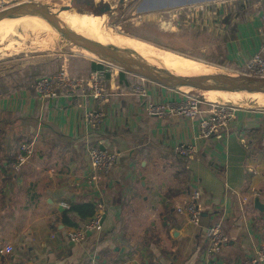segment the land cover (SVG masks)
Segmentation results:
<instances>
[{
	"label": "crops",
	"instance_id": "0c3cea01",
	"mask_svg": "<svg viewBox=\"0 0 264 264\" xmlns=\"http://www.w3.org/2000/svg\"><path fill=\"white\" fill-rule=\"evenodd\" d=\"M157 1L140 11L173 22V37L231 73L264 53V0ZM209 6L214 12L207 17ZM200 19L207 22L200 25ZM54 58L38 63L35 73L24 70L18 84L0 93V264H240L264 245V108H238L221 137H203L195 119L150 114L146 100L133 92L140 77L120 69L106 74L101 104L90 89L43 99L33 89L38 77L61 68L86 77L100 69L85 55ZM145 84L157 103L185 97L180 87ZM93 109L103 113L95 126L85 119ZM24 140L34 141V153L15 171L11 162ZM182 142L196 145L193 158L176 152ZM91 145L118 153L97 183L89 177ZM195 183L202 193L198 227L176 210ZM95 210L103 212L102 230L81 242L68 239L74 224ZM216 221L226 241L212 257L208 227ZM7 245L11 253L1 251Z\"/></svg>",
	"mask_w": 264,
	"mask_h": 264
},
{
	"label": "built area",
	"instance_id": "2783aa9c",
	"mask_svg": "<svg viewBox=\"0 0 264 264\" xmlns=\"http://www.w3.org/2000/svg\"><path fill=\"white\" fill-rule=\"evenodd\" d=\"M262 32L264 34V10L261 12ZM206 21V19H204ZM201 22V19L199 20ZM100 63V62H98ZM103 64V63H101ZM106 68H100L91 71L86 77L73 75L70 71L62 69L50 75H42L38 77L33 89L38 96L43 99H54L59 95V91H86L90 89V94L96 99L98 104L106 100V83L105 78L108 72L119 70L109 64H103ZM244 71L247 75L264 77V53H256L249 58L245 64ZM141 81L133 87V92L144 98L147 102V109L150 114L157 116H165L168 114L179 115L187 119H195L203 137H221L226 131L231 120L235 117V111L241 108L225 101H208L202 97L185 92V97L176 102L157 103L148 96V87L145 78L140 77ZM207 102L209 108L203 110L202 104ZM103 113L98 109L87 112L86 121L95 126L100 123ZM34 141H23L20 144L19 153L15 160L11 162V167L15 171L22 169L23 165L29 160L34 153ZM176 152L183 157L193 158L197 153L196 145L192 143L182 142L176 147ZM89 158V177L91 181L98 182L102 174L110 173L117 162L118 153L114 150L104 148L100 145H91L88 148ZM201 189L198 183H195L192 191L186 200L176 207L177 212L184 214L188 222L198 227L201 225L203 217V208L201 204ZM103 227V212L98 210L88 220L84 221L80 226L74 227L67 232L68 239L81 242L88 232H100ZM226 235L223 230L222 223L216 221L208 227V245L207 253L209 256L215 257L221 253ZM6 253H11L13 247L7 245L1 249ZM14 264H33L30 261ZM240 264H264V245H261L254 255L242 260Z\"/></svg>",
	"mask_w": 264,
	"mask_h": 264
},
{
	"label": "rangeland",
	"instance_id": "374dc122",
	"mask_svg": "<svg viewBox=\"0 0 264 264\" xmlns=\"http://www.w3.org/2000/svg\"><path fill=\"white\" fill-rule=\"evenodd\" d=\"M1 1L2 0H0V9L9 6L11 4H14V3H6ZM33 1H41L51 6L59 7L63 4H66L69 0H33ZM111 1L113 4H115L114 0ZM126 1H127L125 2L126 6H124V8H122L121 10L116 11L111 16L109 15L102 16L103 18L106 19L104 20L103 29L104 32L106 31L105 33L107 35H110V32L115 33V35L122 34L125 35V37L128 39H136L146 42L147 44L152 45L151 47L166 49L169 51L176 52L178 54H181L182 56L189 57L196 62H200L201 64L204 65L208 64V69L210 71L209 73H227V74L229 73V74H233V76H242L245 74L247 75V72L244 70H241L240 72H235L234 74L225 68H222L218 65L211 63L208 59H206L207 57H209L207 52L197 51L196 49H192L191 47L186 48L185 44L180 43V41L178 40V38H176V36L174 37L172 36L173 33L178 32L177 30H175V32L171 31V28L175 26L173 22L164 21V19L159 20L158 16H153L152 14L146 12L144 13V11H140L145 6L146 7L150 6V4L148 3L149 0H126ZM158 2H160V0H158L157 3ZM211 10L212 12H214V8L210 7L207 10L208 12V14L206 15L207 17L210 14H212ZM219 20L223 22L225 21V19L223 20L221 16ZM183 22L184 21L180 20V24L182 26L183 25L189 26L192 23V21L189 20H187L186 23ZM206 22L207 21L203 19L201 20V22H199V24L203 25ZM176 26L177 29L181 27L178 24H176ZM167 28H169L170 30H167ZM108 30L110 32L107 33ZM47 31H48L47 29H42V30L40 29L39 31H35V32L29 30H23L22 32V29H19V31L17 32L18 34L16 33L17 35H11V37L10 36L8 37L9 39L7 38L3 41H0V77H4V78H0V93H4L12 85L18 84L21 80V77L25 75L23 72L24 70L31 69L30 72L35 73L34 67L37 66L38 63L50 59L54 60L55 59L54 57L57 56L60 57V55L66 56L69 54H77V55L80 54V55H85L86 57L94 61L100 62L99 59H97L90 51H88L89 54L85 52V50L88 49L80 46L77 43L70 41L57 30L54 31L49 30L50 33L49 31L48 32ZM24 32L27 33V35ZM128 49L130 50L131 53H135L136 55L142 57L137 51L130 48ZM202 69H204V66L200 65L201 74L205 73V72L202 73L203 71ZM37 70H40V68L36 69V71ZM60 70H62V68L57 71ZM8 77H11L10 82H7L8 80L5 79ZM7 83H10V85L8 86ZM182 89H184L185 92L187 93L196 94L195 92H197L200 94V96L203 99L211 100L205 91L192 89L190 87L189 88L184 87ZM218 101H225V100L219 98ZM232 104L237 105L239 107H246V106L238 105L236 103H232ZM259 108H264V106L261 107L259 106Z\"/></svg>",
	"mask_w": 264,
	"mask_h": 264
},
{
	"label": "water",
	"instance_id": "95a60500",
	"mask_svg": "<svg viewBox=\"0 0 264 264\" xmlns=\"http://www.w3.org/2000/svg\"><path fill=\"white\" fill-rule=\"evenodd\" d=\"M125 2L126 0H116L115 4H113L111 0H69L66 4L54 7L41 1H20L0 9V22L5 19L30 15L41 17L56 27L60 33L81 41L87 47L88 51L99 59L100 62L150 81L175 86L170 84L169 81L179 80L188 87L201 91L240 90L246 93H264V77L246 74L242 76H219L212 73L196 75L180 74L156 60L154 62L146 59L139 61L133 58L124 46L112 40H108L109 42L106 45H102L96 39L62 23L58 18L62 12L69 9L83 10L96 18L102 17L100 9H103L107 15L111 16L116 11L124 8ZM103 24L104 20H101V25L103 26ZM117 36L113 32H110V35H108L109 38H113L114 40ZM195 93L200 96L199 93ZM208 101L217 102L216 100L209 99ZM255 200L256 205L262 209L263 204L260 202L259 197H256Z\"/></svg>",
	"mask_w": 264,
	"mask_h": 264
},
{
	"label": "bare ground",
	"instance_id": "6f19581e",
	"mask_svg": "<svg viewBox=\"0 0 264 264\" xmlns=\"http://www.w3.org/2000/svg\"><path fill=\"white\" fill-rule=\"evenodd\" d=\"M82 11L83 10H79V9H69L65 12H62L58 16V18L62 23L72 27L78 32H81L87 36H90L91 38L96 39L102 45H106L109 42L108 40H112L113 42H116L124 46L129 52L130 50L128 48L137 51L142 57L136 55L135 53L130 52V54L132 55L133 58L139 61H142L145 58L150 60L151 62H154V60H156L166 65L168 68L172 69L173 71L185 75L201 74L200 65L204 66V69H202L203 70L202 73L210 72L208 69V64L205 65L201 64L200 62H196L193 59L186 56H182L181 54H178L176 52L169 51L166 49L154 48L151 47L152 45L147 44L146 42L136 39H128L125 37V35L122 34L118 35L117 38H115V40L113 38H109L108 35L105 33L106 31L104 32L103 26L101 25V20H106V19L103 17L96 18L90 15L89 13ZM100 11L102 13V16L107 15L103 9H100ZM19 29H22V32L23 30H29L35 32V31H39L40 29L41 30L47 29L48 31L57 30L56 27L52 26L45 19L38 16L30 15V16H23L18 18H10L0 22V41L7 39L9 36L11 37V35H17ZM108 32L110 31L108 30L107 33ZM25 34L27 35V33ZM62 35L67 39H69L70 41L77 43L80 46L87 49V47L81 41L77 39H73L65 34ZM85 52L89 54L88 50H85ZM212 74L219 76H233V74H227V73H212ZM169 83L180 88H184V87L189 88L187 85H185L183 82L179 80H171L169 81ZM205 92L211 100L218 101V99L220 98L222 100L231 103H236L238 105H242L246 107L264 106V93L262 92L246 93L240 90H228V91L208 90Z\"/></svg>",
	"mask_w": 264,
	"mask_h": 264
},
{
	"label": "trees",
	"instance_id": "16d2710c",
	"mask_svg": "<svg viewBox=\"0 0 264 264\" xmlns=\"http://www.w3.org/2000/svg\"><path fill=\"white\" fill-rule=\"evenodd\" d=\"M103 66V64H101V63H99V64H97V67H99V68H101ZM121 72H123V71H121ZM24 141H26V140H24ZM23 142V141H22ZM21 142V143H22ZM20 143V144H21ZM0 166H2V160H1V157H0ZM95 212H96V210H95ZM95 212L94 213H92V215H94L95 214ZM79 226V224H74V227H78Z\"/></svg>",
	"mask_w": 264,
	"mask_h": 264
}]
</instances>
